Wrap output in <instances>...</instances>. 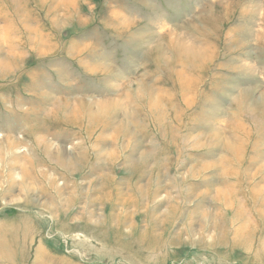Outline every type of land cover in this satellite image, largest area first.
<instances>
[{
  "label": "rangeland",
  "instance_id": "obj_1",
  "mask_svg": "<svg viewBox=\"0 0 264 264\" xmlns=\"http://www.w3.org/2000/svg\"><path fill=\"white\" fill-rule=\"evenodd\" d=\"M0 264H264V0H0Z\"/></svg>",
  "mask_w": 264,
  "mask_h": 264
}]
</instances>
